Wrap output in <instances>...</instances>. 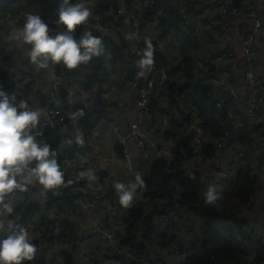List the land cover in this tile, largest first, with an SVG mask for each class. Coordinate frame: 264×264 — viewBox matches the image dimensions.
<instances>
[{
	"label": "built area",
	"instance_id": "1",
	"mask_svg": "<svg viewBox=\"0 0 264 264\" xmlns=\"http://www.w3.org/2000/svg\"><path fill=\"white\" fill-rule=\"evenodd\" d=\"M235 1L237 0H216L215 13L208 15L207 18L202 16L204 12L194 18L183 13L181 26L183 29H190L192 38L201 40L199 47L193 52V56L197 73L198 69L200 71L201 80L205 84L214 85L213 96L211 97L210 93L211 101H209L212 104L213 112L217 114L223 109L227 110L229 127L239 135L245 134L247 139H237L230 144L222 141L214 142L210 131L206 129L204 118L197 114H192L191 118L184 119V115L176 113L175 117L165 116L158 123H152L151 92L155 86L161 88L170 76L169 69H159L156 64L148 66L153 70L154 79L144 82L135 79L129 81V86L135 93L136 111L128 115V138L136 142L137 148L143 154L155 150L156 158L169 160L171 157L169 143L165 140L162 144L156 143L155 133L158 126L162 127L163 131L179 132L182 137H187L193 152L188 170L190 175L200 176V194L203 202H206V193L209 188L219 193L218 200L221 196L223 197L226 193L238 188L242 180L241 171L253 170L258 186L252 198L255 208L249 211L243 210L249 223L244 224L241 227V232H238L259 243V249L263 252L260 264H264V58H262V51L259 47L260 45L264 49V0H238V3L230 6ZM30 3L33 6H40L39 0H31ZM84 4L91 10L89 18L96 20V24L89 25L86 32L98 30L111 36L122 34L132 48H137L142 44V53L148 43L151 44L152 51L161 49L162 42L159 41L157 28L160 13L154 9L155 0H84ZM181 6L183 7L182 3ZM12 8L14 6L1 15L3 21L11 17ZM31 9L33 8L21 9L13 23L5 27L6 34L10 36L13 27L23 25L25 15ZM241 19L245 20V26L242 33H239L238 27ZM236 22L237 24H235ZM210 34L213 39L205 40L206 36ZM229 38H232L231 42L225 44ZM237 44L240 48L239 51L235 49ZM29 47L27 45V48ZM215 50L221 51L212 55L210 52L213 53ZM221 53L222 55L219 57L218 55ZM168 58L175 62L172 55ZM216 60L221 62L220 68L218 67L212 77L206 76L212 68L210 65H215ZM2 65L4 66V64ZM8 68L10 70L9 78L0 80V87L9 93L28 89L30 107L33 106L31 93L36 85L35 76L37 80L41 76V78L50 80L48 93L37 92L34 99L37 102V109L41 111V116L31 134L38 143L48 144V137L43 133V127L46 124L61 133H73L75 137L80 135L84 143L86 142L84 133L81 132L82 128L74 129L75 132L69 131L63 126L64 121L72 115V126L77 128L79 122L87 116V112L83 110L74 113L64 109L61 94L68 81L65 66L61 63L52 64L49 62L47 67L41 68L29 62V67L21 72ZM157 71H161V79L158 83L156 82ZM7 85L8 88H6ZM103 87L107 86L104 84ZM97 94V92L92 94V100L97 98ZM227 99H230L231 105L226 104ZM164 103L168 106V103L164 101L162 107L165 106ZM111 113L114 116L111 114V118L106 120L110 126L113 152L118 155L119 153L114 149L115 145H124L128 138L120 135L118 123L120 107L113 105ZM190 113L191 111H186V115ZM225 134L229 136L231 132L226 131ZM67 145L63 148H66ZM208 148L209 152H207ZM50 149L55 152L56 159H58L59 150ZM247 149H250V154L247 153ZM84 150L82 155H78L74 160L62 159L63 165L60 164L64 184L59 188H63L69 181L68 192L75 194L73 204L63 205L60 199L51 203V199L54 198L47 197L46 193L52 190L42 191L43 186L36 182L27 186L25 190H14L7 197L13 205V213L10 215L12 217L15 215L17 219L14 221L28 229L32 243L37 248L33 260L25 261L24 264H40L41 262L43 264H68L64 258L66 254H71L76 258V264H79L81 260H84L86 264L95 262L103 264L104 260L105 262H116L121 261L119 259H122V256H128V259L119 264H136L135 260H138L139 263L141 261L143 264H167L162 260L136 259L129 249L120 248L117 234L124 230V218L129 215V208L138 206L147 198L136 188L135 192L139 195L140 201L138 202V199L134 203L132 199L128 206H123L119 203L117 192L115 198L113 196L109 199L107 189L110 185L107 177L103 178V183L95 177L94 180H89L86 185H83L82 182L88 179V172L94 176L96 172H103L99 163L85 154ZM120 155L126 161L130 160L126 150ZM136 171H139V168ZM81 173L84 175L82 176ZM129 178L127 179L130 183L134 182ZM125 179L116 182L125 184ZM174 193L175 205L169 207L164 214L158 215L155 219V223L161 227H164L173 218L174 213L169 210L178 209L177 199L180 192L176 190ZM29 197L30 199H28ZM31 201L38 203L40 209L28 213L27 206ZM62 205L68 209L70 206L77 207L79 211L76 213L67 212L68 209L63 208ZM100 207L101 209L98 210ZM150 207H154V205ZM63 209L66 212H63ZM257 210V214L252 217L251 212L256 213ZM240 212L242 213V211ZM0 214L3 215V209H0ZM67 214L79 217L81 223L77 224L70 220ZM187 218H192V222L196 221L193 217L188 216ZM65 220L74 223L72 234L65 232L63 225ZM50 225L53 227L54 232L52 233L48 232ZM44 234L46 235L45 239L42 238ZM65 243L68 244V248L64 247ZM175 253L178 255L177 250ZM180 263L181 259L176 264Z\"/></svg>",
	"mask_w": 264,
	"mask_h": 264
},
{
	"label": "trees",
	"instance_id": "2",
	"mask_svg": "<svg viewBox=\"0 0 264 264\" xmlns=\"http://www.w3.org/2000/svg\"><path fill=\"white\" fill-rule=\"evenodd\" d=\"M18 1L0 0V80L9 78L10 70L8 67L13 68L16 55L11 46V40L9 41L10 36L6 34L5 27L2 25L3 18L1 15L8 12ZM39 1V15L48 24L49 34L55 35L65 31L66 25L58 21V12L62 0ZM155 1L154 9L160 13L157 28L162 47L160 50L153 51V63L151 65L156 64L159 69H169L170 76L161 88L155 86L151 92V107L153 109L151 122L158 123L165 116L175 117L176 113L181 116L184 115V119H189L192 114H197L204 118L206 129L210 131L214 142L222 141L230 144L237 139L246 140L245 134L239 135L229 127L227 110L223 109L217 114L213 112L212 104L209 101H211L210 93L211 97L213 96L214 85L205 84L201 80L199 69L197 73L193 52L199 47L201 40L192 38L189 28L183 29L181 16L185 13L194 18L196 15L192 17V13L198 0ZM208 1L210 4L211 0ZM72 2H79V0H72ZM215 3L217 2L215 1ZM235 3H238V0L230 6ZM199 13L201 12L198 11ZM202 16L208 17L206 12ZM84 30L83 24L77 25L73 31L74 37L78 39L83 35ZM91 34L102 37L105 52L100 56H93L88 62L77 66L79 69L90 70L91 72L85 84L87 92L93 90L96 83L103 79L106 80L108 76L107 65L111 64L118 66L124 83L134 79L140 82L154 79L152 69L148 66L141 67L138 64L143 55L142 44L140 47L132 48L122 34L111 36L98 30H92ZM211 39L212 37L209 36L205 38V40ZM219 51L221 50L210 53L215 55L214 53ZM170 55L175 58V62L169 60ZM220 55L222 53L218 56L220 57ZM216 61L215 65H210L212 68L206 76L212 77L218 67L220 68L221 62ZM65 70L67 71V78H69L68 75L73 72V69L65 67ZM68 84L67 82L63 87L61 94L65 111L76 113L87 109L78 96L75 95L71 98ZM96 92L98 93L97 98L93 102H91L92 99L90 100L91 109L85 110L87 116L79 122L77 128L72 126V115L64 121L63 126L67 130L93 128L101 121L105 115L107 100L103 97L104 89L90 92L91 98L92 94ZM15 94L18 101L20 99L29 101L28 89ZM164 101L168 103L167 107L161 106ZM226 104H232L230 99L226 100ZM186 111H191V113L186 115ZM156 113H158L157 120L154 118ZM158 127L156 133L161 134L163 140L169 143L171 157L169 160L157 158L148 171L140 168L139 171L135 172V175L139 172L143 179V185H139L137 188L147 200H143L138 206L129 208V215L124 218V230L117 234L120 248L129 249L136 259H152L157 248H172L174 251H178L181 259L180 264H260L263 259V252L259 249V243L243 233L240 235L238 232H241V227L244 224L249 223L247 216H244V212L241 213L238 207H246L245 210L248 211L255 208L252 204V198L258 186L253 170L241 171V183L234 191L226 193L213 203L203 202L200 194V176L194 177L189 174L188 170V165L191 164L193 158L189 139L182 137L179 132L163 131L162 127ZM226 131H230L231 134L227 136ZM47 141L50 148L59 150V158L57 159L59 165L63 163L62 159L74 160L78 155H82L86 146L84 143H78L76 138L66 148H62L59 143L50 139ZM114 149L119 154H123L126 147L117 144ZM209 151L208 148L207 152ZM247 153L250 154V149H247ZM95 177L103 183L106 174L99 171L96 172ZM88 182L89 179H85L82 184L86 185ZM159 184L164 189H172L173 193L178 189L181 190L177 199L178 209L169 210L174 213L173 218L164 227L159 225L145 227L147 209L153 205L155 208L160 207L167 198ZM57 189L49 190L55 191ZM55 201L57 199H51V203ZM39 209L38 203L30 202L27 206L28 213ZM78 211L77 207L70 206L67 212L76 213ZM63 212L66 211L63 209ZM188 216L193 217L196 222H192V218H187ZM63 225L66 233H73L74 223L65 220ZM64 258L68 264L76 263V258L71 254H66Z\"/></svg>",
	"mask_w": 264,
	"mask_h": 264
},
{
	"label": "clouds",
	"instance_id": "3",
	"mask_svg": "<svg viewBox=\"0 0 264 264\" xmlns=\"http://www.w3.org/2000/svg\"><path fill=\"white\" fill-rule=\"evenodd\" d=\"M21 1L13 5L15 9L19 8ZM21 9L23 7L18 10ZM39 10L37 9L36 14L27 13L23 26L13 27L10 33L11 39L30 46L26 55L33 64L45 68L49 62L61 63L68 69H74L81 63L88 62L91 57L100 56L105 52L102 37L94 36L91 32H85L78 39L73 35L76 26L86 23L91 14L84 0L79 2L62 0L58 21L66 25V29L55 35L49 34V26L39 15ZM152 56V47L148 43L138 64L141 67L150 66L153 63ZM40 116V110L30 107L23 99L18 101L14 92L9 93L0 87V209H3V213L9 215L13 213V205L7 197L16 189L25 190L34 182L43 186L42 191L56 189L64 184L63 173L55 152L50 149L49 144L38 143L31 134ZM76 141L84 143L80 135L76 136ZM87 177L90 181L95 179L91 172L87 173ZM139 185H143V179L137 172L134 182L130 185L115 182L109 187L112 186V190L114 188L117 192L119 203L128 206ZM218 196L219 193L209 188L206 202L213 203ZM154 208L150 207L147 210V221L148 213ZM157 216L154 217L152 225H157L155 223ZM36 252V245L32 243L28 229L12 219L3 218L0 214V264H24L25 261L33 260Z\"/></svg>",
	"mask_w": 264,
	"mask_h": 264
},
{
	"label": "crops",
	"instance_id": "4",
	"mask_svg": "<svg viewBox=\"0 0 264 264\" xmlns=\"http://www.w3.org/2000/svg\"><path fill=\"white\" fill-rule=\"evenodd\" d=\"M24 1V0H22ZM31 0H27V3L23 8H33L36 5H32L30 3ZM203 1V2H202ZM216 0H211L210 4L208 0H198L197 4L195 5L194 11L192 13V17L198 14V11L200 12H206L207 16L210 14L215 13V7H216ZM15 9L12 8L11 12ZM245 20L241 19L239 20V27L238 32L242 33V30L244 28ZM237 24V22L235 23ZM2 25L4 27L9 25L8 21H3ZM21 25L20 27H22ZM209 37H212L210 34ZM213 39V37H212ZM211 39V40H212ZM232 38H229L225 41V44H228L231 42ZM11 40V46L14 48V51L16 53L14 63H13V69L15 71H22L26 68L28 56L26 55L27 51V44H21L20 42L13 40L9 37V41ZM138 47V46H137ZM140 47V46H139ZM262 51V58H264V49L262 46L259 45ZM235 49L239 51V45L237 44L235 46ZM108 76L106 77V80H101L100 82L96 83L94 85L93 90L87 92L85 90V84L88 79V77L91 75L90 70H84L79 69L78 67L73 69V73L71 74V78H68V91L70 93V96H78L79 99L85 104V110L91 109V93L94 91H101L104 89V95L103 97L106 98L107 102L105 104V115L103 116V119L99 122L97 126L94 128L87 130L86 128H82L81 132L84 133V136L86 138V142L84 143L85 150L84 153L87 154L92 159H95L98 163L100 168L103 170V172L106 174V177L108 179L109 185L114 183L117 180L125 179L126 177L129 178L131 181L135 180V172L139 168H144L145 170H149L152 168V164L154 161H156V151L152 150L146 153L140 152V150L136 146V142L129 139V124H128V115L133 114L136 111V104H135V93L133 89L129 86L128 83H124L123 78L120 75L118 66H114L113 64L109 65L107 70ZM42 77V76H41ZM38 78L39 80H36V85L34 90L31 93V98L33 99V106L32 108L37 109V102H35V95L37 92L41 93H48V90L50 89V80L47 78ZM45 77V76H44ZM106 85L107 87H103V85ZM91 92V93H90ZM134 98V100H132ZM93 102V100H91ZM163 104V102H162ZM113 105H117L121 109V113L118 116V123H119V131L121 136H125L127 141H125L124 146L126 147V152L129 155L130 160L126 161L120 154L115 155L113 152V143L110 141L111 139V132H110V126L107 122L110 118L108 116H114L113 113H111ZM165 105V103H164ZM167 107V105H165ZM83 110V111H85ZM86 112V111H85ZM158 113L155 115V119L157 120ZM107 119V120H106ZM73 134V133H72ZM156 134V143L162 144L163 138L161 134ZM115 148V147H114ZM143 170V169H142ZM125 179V184L130 185V182L128 179ZM59 189V186L57 187ZM57 189V190H58ZM112 197L116 195V191L113 188ZM69 193V192H68ZM34 198L36 196L34 195ZM30 199V197L28 198ZM40 199V198H39ZM139 199V195L134 192L133 194V200L134 203ZM33 200V199H32ZM140 199L138 200V202ZM32 202V201H31ZM137 202V203H138ZM30 203V202H29ZM63 206V205H62ZM63 208H65L63 206ZM149 208V207H148ZM65 209H68L67 207ZM101 207L98 209L100 210ZM148 210V209H147ZM70 220L74 221L77 224L81 223V219L75 215L67 214ZM191 217V216H189ZM3 218L5 219H12L16 220V216L9 215L7 213H3ZM187 223V222H186ZM48 231V229H47ZM46 231V232H47ZM49 233L54 232L52 225H50ZM43 239L46 238V235L44 234L42 236ZM95 239H97L95 237ZM99 241H102L100 239H97ZM59 245V243H58ZM41 246H43V243H41ZM64 247L68 248V244H64ZM155 247V246H154ZM153 247V248H154ZM157 252H154L152 259L155 260H162L167 264H176L178 260L180 259V255H177L174 251V249H163L162 251L156 250ZM128 256H122V259H119L121 261L127 260ZM121 261H106L104 260L103 264H119ZM76 264V263H75ZM79 264H86L84 260H81ZM90 264V263H89ZM94 264H101L95 262ZM138 264H140L138 262ZM143 264V263H142Z\"/></svg>",
	"mask_w": 264,
	"mask_h": 264
},
{
	"label": "water",
	"instance_id": "5",
	"mask_svg": "<svg viewBox=\"0 0 264 264\" xmlns=\"http://www.w3.org/2000/svg\"><path fill=\"white\" fill-rule=\"evenodd\" d=\"M26 3H27V0L21 1L20 2L21 5L19 6L18 9H20L23 6H25ZM39 7H40L39 5H36L34 7V9H31L29 12L36 14L37 13V9H39ZM18 9L13 10V12L11 13V17L8 20L9 24H12L13 20L18 16V12H19ZM91 24H96V21L94 19H91V18H89V20L86 23H83V26L85 28V30L83 31V34L86 32V28L89 25H91ZM35 79L37 80L36 76H35ZM160 79H161V71H157V73H156V82L158 83L160 81ZM132 100H134V98H132ZM110 117L111 116H108V118H110ZM43 133L51 141L58 142L62 146H65V145L69 144L72 140L75 139V136L73 134H71V133H61L57 129L51 127L48 124L44 125ZM159 186L162 189V191H164V193L167 195V198L162 203L161 207L154 208L148 213V221L145 224V227H148V226L153 224V220H154V217L156 215H160V214L164 213L169 207L174 206L175 203H176L175 198H174L175 195L173 194L172 189H164L161 184H159ZM68 189H69V181L66 183V185L63 188H59L57 191H48L46 193V196L49 197V198L53 197V198H57V199H62L63 200V205H65L67 203L73 204L74 203L75 194L68 193ZM111 191H112V186L109 187L108 191H107L109 198H111ZM140 264H142L141 261H140Z\"/></svg>",
	"mask_w": 264,
	"mask_h": 264
},
{
	"label": "rangeland",
	"instance_id": "6",
	"mask_svg": "<svg viewBox=\"0 0 264 264\" xmlns=\"http://www.w3.org/2000/svg\"><path fill=\"white\" fill-rule=\"evenodd\" d=\"M29 62H31L30 60H29V58H28V61H27V65H26V69L29 67ZM73 72H71V73H69V75H68V77L69 78H71V74H72ZM76 138V137H75ZM83 139V138H82ZM257 182V181H256ZM178 191L179 192H181V190L180 189H178ZM257 206V205H256ZM239 208V210L240 211H242L243 212V210L245 211V209H246V207L244 208V207H238ZM257 208H258V206H257ZM238 210V209H237ZM257 212H258V210L256 211V213L254 212V211H252L251 212V216L253 217V216H255L256 214H257ZM194 222H196V221H194ZM135 262H136V264H138V260H135Z\"/></svg>",
	"mask_w": 264,
	"mask_h": 264
}]
</instances>
